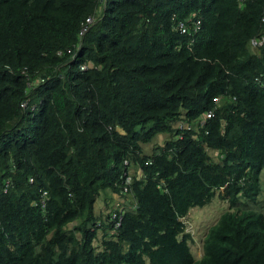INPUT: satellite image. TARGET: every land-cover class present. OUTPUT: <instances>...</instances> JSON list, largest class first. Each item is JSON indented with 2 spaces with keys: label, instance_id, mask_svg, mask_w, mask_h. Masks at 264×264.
I'll list each match as a JSON object with an SVG mask.
<instances>
[{
  "label": "trees",
  "instance_id": "16d2710c",
  "mask_svg": "<svg viewBox=\"0 0 264 264\" xmlns=\"http://www.w3.org/2000/svg\"><path fill=\"white\" fill-rule=\"evenodd\" d=\"M99 8L0 0V264H264V0ZM103 191L126 197L118 229ZM216 191L196 258L184 218Z\"/></svg>",
  "mask_w": 264,
  "mask_h": 264
},
{
  "label": "rangeland",
  "instance_id": "374dc122",
  "mask_svg": "<svg viewBox=\"0 0 264 264\" xmlns=\"http://www.w3.org/2000/svg\"><path fill=\"white\" fill-rule=\"evenodd\" d=\"M211 153L213 152L211 151ZM260 185L261 194L258 199V205H253L256 210H260L258 207L264 206V169H262L260 174ZM103 195L104 191L99 197H97L95 201V208L98 209L104 204L110 207L114 204L113 200H106ZM228 209V202L220 197L219 191H216L208 202L204 205L194 206L190 209L189 214L184 218L186 230L191 232L193 237L190 244L191 250L196 258L202 255L204 240L209 228L215 224L220 215ZM101 234L102 232L99 231V236ZM95 242L98 243V241Z\"/></svg>",
  "mask_w": 264,
  "mask_h": 264
},
{
  "label": "built area",
  "instance_id": "2783aa9c",
  "mask_svg": "<svg viewBox=\"0 0 264 264\" xmlns=\"http://www.w3.org/2000/svg\"><path fill=\"white\" fill-rule=\"evenodd\" d=\"M101 1V8L99 9H103L104 8V3H105V0H100ZM100 11V10H99ZM100 18V15L98 16H95L93 14H90L89 16L86 17L85 21L82 23V26L79 30V37L82 38L84 36V34L86 33V31ZM201 21L200 19H197L195 22H194V29L195 30H198L200 28V24ZM178 28L180 29L181 32H187V26L184 22H180L179 23V26ZM251 45L253 48L257 49L260 45H262L264 43V34H260L259 36H254L252 39H251ZM72 49L69 48L68 49V52L71 53ZM59 53H61V51H59ZM80 68L82 70H86L88 69V65L86 63H81L80 64ZM26 69V68H25ZM23 69V71L25 70ZM25 72V71H24ZM219 98H215V101H218ZM22 106H27V101H24L22 103ZM34 108V106H33ZM215 116V111H208L206 113V116L205 118H210V117H213ZM204 121V120H203ZM179 124V127H182V126H185L186 128H191V126H189L187 123L186 124H183V123H178ZM124 164L125 165H128L129 162L128 160H125L124 161ZM125 175V180L123 182L124 184V188H123V191L124 192H128L129 191V186L128 184H130L131 182V174L129 173L128 174V171L124 173ZM32 180V179H31ZM46 193V192H45ZM134 199L133 195H131V199ZM135 202V201H134ZM133 202V203H134ZM42 205L45 206V199H43L42 201ZM125 212V207L121 204H118V206H116L114 209L111 210L110 212V216H109V221L111 222L112 224V227L115 228V229H118L120 226H121V222H122V216ZM102 224H100V222H97L96 224V227H99L101 226Z\"/></svg>",
  "mask_w": 264,
  "mask_h": 264
},
{
  "label": "crops",
  "instance_id": "0c3cea01",
  "mask_svg": "<svg viewBox=\"0 0 264 264\" xmlns=\"http://www.w3.org/2000/svg\"><path fill=\"white\" fill-rule=\"evenodd\" d=\"M159 140H162V137L159 136ZM132 172H135V168H131L130 169ZM104 198L106 200L108 199H111L113 200L114 204L110 207L106 206L105 204L100 206L98 209L95 208L96 212L99 214V215H102L103 217L108 215L112 209H114L116 206H118V204H121L123 206H125L124 204H127V200H126V197L124 196L123 193H113L112 191H107L104 195Z\"/></svg>",
  "mask_w": 264,
  "mask_h": 264
},
{
  "label": "clouds",
  "instance_id": "9594fccd",
  "mask_svg": "<svg viewBox=\"0 0 264 264\" xmlns=\"http://www.w3.org/2000/svg\"><path fill=\"white\" fill-rule=\"evenodd\" d=\"M124 207H125V206H124ZM109 216H110V213H109ZM97 222H100V224H102L101 221H97ZM97 222L95 223V225L93 224L94 228L101 229L102 225L99 226V227H96ZM99 231H100V230H99Z\"/></svg>",
  "mask_w": 264,
  "mask_h": 264
}]
</instances>
